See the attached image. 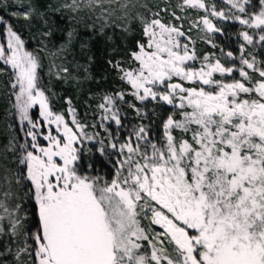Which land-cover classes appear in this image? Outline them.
<instances>
[{"label": "snow or ice", "instance_id": "6c2138e0", "mask_svg": "<svg viewBox=\"0 0 264 264\" xmlns=\"http://www.w3.org/2000/svg\"><path fill=\"white\" fill-rule=\"evenodd\" d=\"M184 3L209 10L204 0ZM227 3L245 13L249 0ZM259 4L258 13L236 19L258 29V40L264 42V0ZM210 14L229 18L214 5ZM24 15L27 19L28 13ZM143 23L148 42L138 43V51L131 53L139 68L126 71L125 78L141 101L159 99L189 110L181 112L182 120L168 116L163 125L166 144L162 148L151 144V153H140L139 144L124 143L117 149L111 143L112 149H127L130 154L119 168L135 167L129 166L123 176L118 171L102 186L98 177L77 166L84 126L73 117L79 129L74 132L63 115L51 110L45 92L37 87V58L23 50L24 41L8 28L9 51L0 45V60L17 70L20 119L30 125V140L19 145L27 202L23 214L9 226L13 237L24 238L15 254L17 264H264V65L257 67L255 57L243 58L241 49L244 67L226 66L216 59L197 69L187 64L197 59L195 49L190 51L178 39L184 32L160 19ZM202 23L209 32L220 31L207 16ZM242 36L253 43L247 31ZM227 56L233 58L232 52ZM245 67L258 73V79ZM233 72L242 79L214 78ZM174 77L193 86L173 83ZM157 85L163 90H153ZM118 95L123 98V93ZM105 101L114 103L111 97ZM37 104L49 125L46 133L37 131L43 125L29 115ZM105 111L121 124L117 112ZM173 129L190 136L177 139ZM136 136L146 139L145 128L140 127ZM98 151H105L102 141ZM134 153L139 160H133ZM15 211L19 213V206ZM142 220L148 223L142 226Z\"/></svg>", "mask_w": 264, "mask_h": 264}, {"label": "trees", "instance_id": "16d2710c", "mask_svg": "<svg viewBox=\"0 0 264 264\" xmlns=\"http://www.w3.org/2000/svg\"><path fill=\"white\" fill-rule=\"evenodd\" d=\"M25 2L31 8L27 19L21 8ZM204 2L208 11L191 7L184 0H138L137 3L142 7L131 6L132 10L127 11V16L121 20V16L115 14L95 17L87 7L72 11L61 0H20V10L13 0H0V15L9 21L20 34L25 47L37 58V87L45 92L51 110L66 118L74 117L84 126L77 144L80 156L77 166L81 172L98 177L99 185L110 183L118 171L123 176L127 174L129 166L134 169V164L119 168L120 163L130 155L127 149L118 151L120 145L130 143L136 147L139 144L140 153H151L150 145L153 143L162 148L166 144L163 125L168 116L182 120L181 112L189 110L167 105L159 99L141 101L125 78L124 70L138 64L131 53L138 50V43L146 44L147 40L143 19L136 14L138 11L140 15L151 12V15L180 27L185 33L182 38L190 51L195 49L197 57L187 64L197 69L216 59L226 66L244 67L240 64L241 49L243 58L251 60L255 57L257 67L264 65V42L258 40L260 31L236 19L247 18L249 12L258 13L259 0H249L245 5V13L232 8L227 0ZM213 5L229 18L219 20L211 15ZM206 15H210L215 22L226 24L222 32L214 33L206 29L202 23ZM245 31L254 37L252 44L243 39L242 33ZM228 52H232L235 59L229 58ZM205 56L209 58L207 61L203 59ZM245 70L258 79V73L246 67ZM214 78L224 82L242 79L238 72H233L231 76L214 74ZM13 81L12 70L0 61V197H4L11 207L19 206L17 214H23L28 182L23 178L26 170L19 163L22 156L19 145L23 143V135L15 114ZM171 82L183 83L185 87L193 86L178 77H174ZM118 93H123L122 99ZM105 97H111L114 103L107 104ZM178 103L177 99L175 104ZM101 104L105 108L111 106L112 111L117 112L121 118L120 125L111 119L110 112L100 107ZM32 112L35 118V110ZM140 127L145 128L144 140H138L136 136ZM172 134L177 139L190 136V133L180 129H173ZM101 141L105 148L103 154L98 151ZM111 143H116L117 149L109 147ZM131 155L133 160L140 159L138 154ZM11 220V216L6 215L0 221V227L4 229L0 232V264H17L15 254L20 247V235L13 237L10 233ZM141 223L143 226L148 221L142 220ZM169 251H172L171 246Z\"/></svg>", "mask_w": 264, "mask_h": 264}, {"label": "rangeland", "instance_id": "374dc122", "mask_svg": "<svg viewBox=\"0 0 264 264\" xmlns=\"http://www.w3.org/2000/svg\"><path fill=\"white\" fill-rule=\"evenodd\" d=\"M13 1H14V3H17L18 4V10H20V0H13ZM137 1L138 0H61V2L64 4V6L65 5H71V7H68V8L71 9L72 11H74V9H76V8L87 7V9L89 8L92 11V13L94 14L95 17H97V16L98 17H101V15L115 14L118 17L121 16L120 17L121 20H122V18H125L127 16V11L130 12L132 10L131 9L132 7H134V6L142 7L141 4H138L137 3ZM28 4H29L28 2H25L23 4V6L21 7L23 9L22 12L25 11L28 14L29 13L31 14V12H30L31 8L28 7ZM140 13L141 12L138 11V13H136V14L138 15L139 18L143 19V21H145V20L150 21L151 19H160V18H158L156 16L151 15V12H148L147 14H144V15H140ZM206 16H207L208 19H210L212 21V23L216 26V28L220 29V31H218V32H222V30H223L222 28L226 24L222 23L221 21L215 22L212 18H210V15H206ZM0 18H2L1 15H0ZM102 18H104V17H102ZM217 19L224 20V18H219V17H217ZM160 20L165 25L175 26V27L179 28L180 31H182V29L180 27H178L176 25H173L171 23H167L166 21H164L162 19H160ZM0 26H2L1 27L2 28V31L0 29V45L4 46L6 51H9L8 48H7V44H8V40H9L8 28L10 27L19 36H20V34L10 25L9 21H7L4 18H2V22H0ZM143 30H144V23H143ZM157 32H159V29L158 28H157ZM3 33H4V35H3ZM214 33H216V32L214 31ZM146 39H147L146 40V43H147L148 42V37L147 36H146ZM178 39L180 40V43L181 44H186L185 43V40L182 38V36L179 37ZM23 50L24 51L31 52L30 50H28L25 47V45H24ZM0 61L3 64H5L7 67H9L12 70L13 74H14V81L12 83H13V85H16L15 87H13V88H15L14 89L15 114H16L17 119L20 122L21 132H22V135H23V143H25L26 140H30V137H27V129L30 127V125L28 124L27 121H23L22 122L21 119H20V113H19V110H18V101L16 99V97L19 95V84H17V70L16 69H13L10 64L4 63L3 60H0ZM138 68H139V62L134 67L126 68L124 70V73L126 71H128V70H132V71L135 72ZM160 87H162V86L157 85L156 87H154L153 90H157V88L160 89ZM133 90H134V92L136 91L135 89H133ZM107 108H111V106H109ZM33 110H35V112H36L35 113L36 114V117L35 118L33 116V112H32ZM57 114H59V113H57ZM29 115L31 116V118L33 119V121L38 122L39 124L43 125V127L40 128V129H37V131H41V132H45L46 133L47 128L49 127V125H47L46 122L43 121V118L40 116V108H39V105L38 104L35 105L34 107H32L31 109H29ZM63 117H64L65 121L68 123L69 127H71L74 132H77L78 129L75 127V125L71 121V120H73L72 117H67L66 118L64 115H63ZM50 127L53 128V134L55 135L56 134V132H55V125H51ZM40 143L42 145H45V146L47 144V142L44 141L42 137L40 138ZM3 150H4V148L1 150V152ZM2 171L4 172L3 167H2ZM5 184L6 183H4V185ZM5 188H6V190L8 189V184L6 185ZM5 209H7V211H5ZM15 210H16V208L11 207L7 203L6 199H4V197H0V221H1L2 217L6 216V215H8V216L10 215L11 218L14 219L15 216L17 215V212ZM156 230L157 231H162V229H160L159 226H156ZM23 242H24V238H23V236H20V245H19L20 247L23 245ZM169 250H170V247H169ZM173 255H175V254L173 253ZM23 259H24V257L21 256V260H23Z\"/></svg>", "mask_w": 264, "mask_h": 264}]
</instances>
